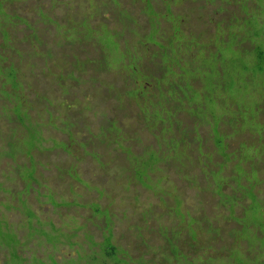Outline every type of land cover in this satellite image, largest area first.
I'll return each mask as SVG.
<instances>
[{"label":"trees","instance_id":"trees-1","mask_svg":"<svg viewBox=\"0 0 264 264\" xmlns=\"http://www.w3.org/2000/svg\"><path fill=\"white\" fill-rule=\"evenodd\" d=\"M4 1L9 19L0 18V107L19 98L18 111L48 122L40 131L50 146L33 152L47 186L63 195L52 183L68 191L76 176L87 181L66 165L86 156L98 160L89 144L118 149L126 159L107 169L109 182H96L116 206L129 207L107 234L108 249L92 262L264 264V0ZM0 115L16 123L0 143V159H13L0 171L14 187V175L28 162H17L26 146L17 127L26 117ZM74 135L82 144H69ZM119 139L123 148L114 146ZM58 142L68 149L53 146ZM54 153L70 161L59 163ZM113 180L128 193H114ZM145 191L159 203L142 202ZM34 197L26 198L29 208L45 212ZM78 206L77 213L87 205ZM4 217L0 231L15 232L12 248L28 230L17 223L25 230L20 237L7 212ZM117 227L127 241L116 240ZM82 235L73 234L75 245ZM0 251L4 264H19L17 255L8 263Z\"/></svg>","mask_w":264,"mask_h":264},{"label":"rangeland","instance_id":"rangeland-1","mask_svg":"<svg viewBox=\"0 0 264 264\" xmlns=\"http://www.w3.org/2000/svg\"><path fill=\"white\" fill-rule=\"evenodd\" d=\"M41 5L44 6V4ZM20 11L25 12L23 8H20ZM0 18H3L5 21L9 19V16L5 11L4 0H0ZM106 39L109 40L107 35ZM5 94L8 95L6 92ZM81 98L82 100H90V98L84 97V94L83 96H81ZM19 102L21 103V99L16 98V100L10 105L1 106L0 114L6 116L8 120L13 117H18L19 115L26 117L25 114L21 113V111H18L17 109V105H19ZM38 107L41 110L44 109L45 103H40ZM95 108L96 106L92 107L91 109ZM103 109H105L108 116H110L111 118L118 116L117 112H115L111 108H106V106H103ZM21 110H23L22 107ZM88 112L90 111H87V113ZM59 116L60 113H57V115H54L53 120L58 119ZM119 118V125L126 127V118L124 116L120 117V115ZM42 121L43 118L33 120L26 117L17 127L18 134L23 137V140L26 143V146L24 148L26 158L25 156H18V158L20 159L17 162H28L25 165L22 163L21 165L23 167H21V169H19L14 175V178L18 177L16 179V182L14 183V187L7 186L8 182H5L8 173L6 171H0L1 227H4V212H7L8 219L11 220V223L15 225L14 229L17 230L20 237H22L25 230H19L17 225L25 226L28 230L25 233L23 240L20 239L21 244L15 241V244H13L12 248L8 244L14 237L15 232L0 231V248L5 251L4 256L7 258L8 263L10 262V260H13V256L17 255V263L19 264H83L87 261L89 264H94V262H92L94 259V255L101 257L104 251L108 249V246L106 245L110 244V241L109 239H107V234L110 233L113 223L120 224V216H122L123 214V212L121 213L122 209L129 207V204L126 205L125 203L122 204L123 206L121 208H119L120 204L116 206L115 200L117 199L113 195H111L110 192H106L103 187L100 188L96 182H109L108 178L110 176L106 175L107 169L109 167H111L112 169L115 168L120 162H123L124 160L126 161V159L122 154L118 152V149H106L104 145L93 147L91 144H89L90 150L99 152L100 156L97 157L98 160L94 159L93 156H86V158L83 160H74V162H76L75 167L66 165V167L68 168L69 166L68 169L73 172L74 175L71 174L72 176L79 175L87 181H82L77 176L72 181L71 178L68 177L67 182H70V180L73 182V186H71L68 191L65 187V184L64 186H61L57 185V183L54 182L52 183V185L57 191L65 193L64 189L66 190L65 194L57 195L55 194L53 189L47 186L48 182L46 181V176L43 172V169L40 170L39 168L40 166L43 167V164L41 160L38 159L33 153L34 151L40 152L44 150V147L50 146L47 141H43V136L40 131V126L48 122L46 121L41 123ZM99 121L100 120L98 115V117L96 116V118L93 120V123L91 125L96 128V126L99 125ZM12 125H16V123H11L7 121L6 118H0V143H4L8 139L9 134L11 133L10 127ZM16 133L13 134L15 135ZM51 135L52 132L45 131V137ZM104 138L106 142H111L108 137L105 136ZM58 143L59 144L54 143L53 146H57L65 150L68 149L66 142ZM69 144H82L79 135L75 136V138L72 139V143ZM114 146L116 148H123V140L119 139L117 141H114ZM136 147L137 146H134L135 149ZM69 150L73 151L74 148H69ZM52 158L59 163L64 160L68 162L70 161L67 160V155L63 153H54L52 155ZM12 160L13 159L10 157H3L2 159H0V168L7 167L9 163H12ZM38 162L40 163V166L37 165ZM20 177L23 179V184L21 186L20 181L18 180ZM110 179L112 178L110 177ZM112 184H115V186H113V188H115L114 193H128V191L126 190H121V185L117 184L115 180L112 181ZM134 191L135 189H132V192ZM30 195L35 196L34 198L35 201H37L38 210L40 212H45L39 213L38 211H34L29 208L31 207V203L26 198ZM94 195H96V197L93 199V201H87V199H90ZM140 196V200L144 203L145 201L147 204L149 203V201H153L155 204L159 203L158 200L148 191L142 192ZM49 204H51L52 207H50ZM78 204H85L87 206L83 207L80 212L77 213L74 209L76 207H79ZM10 209H12V211H10ZM35 212L37 213L38 218H40L41 221H37L38 219L34 215ZM96 219H100V221L96 222ZM163 221L169 225L175 224L177 222L173 219H166ZM178 222L180 223L179 219ZM99 230L102 233L105 230V240L103 239L102 233ZM76 232H82L83 235L80 239V242L75 245L73 234ZM115 235L117 241H127L122 238V234L119 231L118 227L115 228ZM90 237L95 242L101 241L98 243H101L102 245H92ZM120 238H122V240ZM182 239L179 240L177 246L178 248L181 247L182 250H184L186 244ZM151 241L155 243L163 242L159 236H151ZM73 245L74 247H72ZM123 247L127 246L124 245ZM15 250L17 252H15ZM72 256L76 258H71ZM238 256V254H235L234 259L237 260ZM241 260L245 261L246 259L241 258ZM0 264H4L1 251Z\"/></svg>","mask_w":264,"mask_h":264}]
</instances>
